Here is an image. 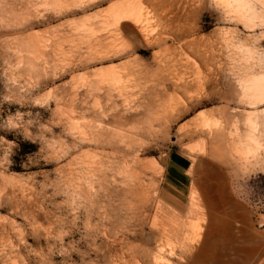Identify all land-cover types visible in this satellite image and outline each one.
<instances>
[{
  "label": "rangeland",
  "instance_id": "rangeland-1",
  "mask_svg": "<svg viewBox=\"0 0 264 264\" xmlns=\"http://www.w3.org/2000/svg\"><path fill=\"white\" fill-rule=\"evenodd\" d=\"M123 1L0 0V264L177 263L152 220L181 218L190 234L194 202L204 227L240 228L245 212L264 264V155L245 125L264 104L238 90L246 63L264 70V19L237 21L220 0H136L133 25L112 18ZM172 152L189 161L177 199L161 189ZM87 165L107 168L108 183Z\"/></svg>",
  "mask_w": 264,
  "mask_h": 264
},
{
  "label": "bare ground",
  "instance_id": "bare-ground-1",
  "mask_svg": "<svg viewBox=\"0 0 264 264\" xmlns=\"http://www.w3.org/2000/svg\"><path fill=\"white\" fill-rule=\"evenodd\" d=\"M260 1L261 0H228V1L227 0H220L222 6H224V8L227 10V12L229 14H232L233 17L236 18L237 21H241V22H245V23L253 22V20H259L261 22L263 21L264 13L262 12V10H258L256 8L259 3L260 4L262 3ZM135 2H136V0L135 1L134 0H126V1L118 3L115 7H113V9L115 8L113 11V15H112L113 20L117 21V22L120 20H128V21L132 22L133 25L134 24L139 25V23L141 22L140 18L144 14H142L143 9L141 8V6L135 5ZM261 5H264V4L262 3ZM227 16H229V15H227ZM143 20H142V22H143ZM140 28L138 29V31H139L138 33L142 34L143 30H144V29H142L143 26ZM26 40H27V38H26ZM159 40H161V39L158 38V41ZM30 41H31V38H30ZM184 43L187 44L188 42H184ZM182 44L183 43L181 42L180 45H182ZM191 45H192V43H191ZM193 47H191V48H193ZM197 50H198V48H196V51ZM158 51H160V50H158ZM185 54L186 53H184V56H185ZM251 54H252L251 50H248V49L242 50V54H241L242 58L241 59L248 58L245 60L246 62H248L249 58L251 57ZM262 56L264 58V53L262 54ZM156 57H157V55L154 54V59ZM178 57H181V56H178ZM158 60H159V58H158ZM185 60H186V58H185ZM204 60H205V58H204ZM154 61L155 60H153V62ZM176 62H177V60H176ZM156 63L158 64V66H162V65H159V63L157 61H156ZM258 63L259 62H257L256 66H259ZM163 65H164V63H163ZM158 68L159 67H157V69ZM157 69H156V71H157ZM176 69H177V67H176ZM182 69H184V67ZM243 70H244L243 75L238 80V86H239L238 90L240 89V91H241L240 99L242 101H245L249 106H251V105L253 106L256 104H258V106L263 105L264 104V70L263 71L260 70L258 72H255L254 71L255 66L254 65H248L247 63L245 64ZM172 77H173V75H172ZM167 79L169 80V78H167ZM156 80L158 81L157 78H156ZM161 82H162V86L159 89H156V90L154 89V92L156 91V96H158L159 99H161L160 97H162V100H163V98L165 96H167L166 92H167L168 88H166L167 86H166V83L164 81L161 80ZM182 86H184V85H182ZM173 87H175V86H173ZM183 89H185V88H183ZM153 94H155V93H153ZM160 104L162 105L163 112H168L169 110L170 111L173 110V108H171V105H170L171 100L169 99V97L167 98V100L164 99V101H162ZM157 105H158V102H157ZM161 105H159V106H161ZM160 111H161V109H160ZM174 112H176V110ZM263 116H264V111L258 112V110L255 109L254 111L247 112L245 115V125H247V127H248V134L247 135L249 136L248 140L251 141L252 146H253L252 151H257V152L259 151L264 155V142H261L259 140L263 136V132L259 131L260 129H262V127L259 129V123H258L260 121V118ZM158 120H159V118H158ZM118 121H120V120H118ZM213 144H214V142L211 143V145H212L211 149L215 150ZM247 144H248V142H247ZM103 146L104 147L101 146L103 149L109 148L112 151H116V150L118 151L116 146H113L112 148L106 147L105 145H103ZM86 171L90 172V175L96 173V177H97L98 181L101 182L102 184L108 183V173L107 172H109V170L107 168L96 167V168L92 169V167H90V165H87ZM120 175H121V172H120ZM121 185H122V183H121ZM125 187L128 188L127 191L125 192V196H126V194H130V195L135 197V196L140 194L139 191L137 192V191L133 190L128 185H125ZM124 201H125V197L122 196L120 193V211L122 210V204ZM224 204H225V202H224ZM206 205H208V204H206ZM190 207L194 213H197V218H195L196 219L195 223L194 224H192L191 222L189 223V228H190L189 230L191 231L190 234H184V232H183L184 227L183 226H184L185 222L181 218H174L173 220H169L167 218H164L163 219L164 222H161L159 225H156L155 224V222H156L155 217H153V220H152L153 221V229H154L153 234H156L157 237L164 238V239L168 240V242L170 243L169 244L170 248H169V252L167 255L171 258H175L178 261L177 263H173L171 261L172 262L171 264H179V263L181 264L182 262L185 261L186 257L189 258L188 264H255L258 261V259H260V255H261L260 249H261L262 245L258 244L259 242L256 244L251 242L253 245L252 248H247L248 247L247 246V242H248L247 238L253 230L251 229L252 224H251L250 220L248 219V217L246 216L245 212H243L244 222H243V224L241 223L242 226L240 228L236 227L237 229H234L231 226V223L229 220H223V221H215L214 220V222H212V225H207V227H204L206 219L204 218L205 215L204 216L202 215L204 213L203 212H202V214L200 213V211L202 209L199 207V203H197V202L191 203ZM202 208H204V205L202 206ZM235 209H239L238 204L237 205L235 204ZM222 210H223V208H222ZM230 210H231V207H230ZM203 211H205V210L203 209ZM235 211L236 210H234V212ZM224 212H223V214H224ZM214 213H216V212H214ZM223 216H227V215H223ZM245 217H247V218H245ZM208 218L210 219V214H209ZM230 220H232V219H230ZM261 221H263V219ZM236 224H240V223H236ZM156 236H153L154 240H156V238H155ZM262 251H263V249H262ZM160 254H161V250H159L157 247L156 253L153 254V256H152L153 262H155L159 258ZM168 260H169V258H168ZM258 263H259V261H258ZM167 264H169V263H167Z\"/></svg>",
  "mask_w": 264,
  "mask_h": 264
},
{
  "label": "crops",
  "instance_id": "crops-1",
  "mask_svg": "<svg viewBox=\"0 0 264 264\" xmlns=\"http://www.w3.org/2000/svg\"><path fill=\"white\" fill-rule=\"evenodd\" d=\"M188 162V158L179 153L172 152L168 157L166 173L161 182V189L173 199L181 197L182 191L185 188L188 178L186 172V169L189 167Z\"/></svg>",
  "mask_w": 264,
  "mask_h": 264
}]
</instances>
